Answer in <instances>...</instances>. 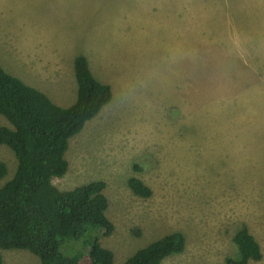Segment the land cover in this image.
I'll return each mask as SVG.
<instances>
[{
  "label": "rangeland",
  "instance_id": "1",
  "mask_svg": "<svg viewBox=\"0 0 264 264\" xmlns=\"http://www.w3.org/2000/svg\"><path fill=\"white\" fill-rule=\"evenodd\" d=\"M20 43L63 55L54 77L80 53L111 87L52 183L106 182L114 230L101 243L114 264L177 230L184 250L161 264L220 263L236 255L242 222L263 254L249 264H264V0H0V65L31 78L19 72ZM0 160L5 181L17 163L5 144ZM132 176L151 196L130 190ZM1 252L3 264H40L27 250Z\"/></svg>",
  "mask_w": 264,
  "mask_h": 264
},
{
  "label": "trees",
  "instance_id": "2",
  "mask_svg": "<svg viewBox=\"0 0 264 264\" xmlns=\"http://www.w3.org/2000/svg\"><path fill=\"white\" fill-rule=\"evenodd\" d=\"M73 69L76 97L62 107L0 65V116L11 125L0 124V145H7L17 161L12 177L3 181L8 167L0 160V264L1 250L8 249L27 250L40 264H114L113 251L101 243V237L114 230L106 214V182L93 180L69 189L52 183L68 170L69 139L113 96L110 85L93 75L85 56H75ZM127 185L137 196L152 194L137 177H129ZM232 242L236 255L215 264L261 260L260 244L246 223L237 225ZM184 247V234L173 231L137 249L121 264H161Z\"/></svg>",
  "mask_w": 264,
  "mask_h": 264
},
{
  "label": "crops",
  "instance_id": "3",
  "mask_svg": "<svg viewBox=\"0 0 264 264\" xmlns=\"http://www.w3.org/2000/svg\"><path fill=\"white\" fill-rule=\"evenodd\" d=\"M19 51V54H15V58L18 59L23 68L19 69V72L25 76L27 74L32 75L31 78L28 76L24 79L19 77L24 83L41 90L52 102L62 107L69 106L75 100L76 80L74 69L70 68V63L66 62L61 74L56 77L53 76L55 71L61 69L63 55L54 54V49H47L45 54H38L34 44L26 45L20 43ZM48 53L52 54L46 56ZM77 54L74 51V55L76 56ZM51 64H53L52 74L50 76L47 75L48 78H42L41 75L37 76L44 70L45 66ZM22 70L24 73H22Z\"/></svg>",
  "mask_w": 264,
  "mask_h": 264
}]
</instances>
